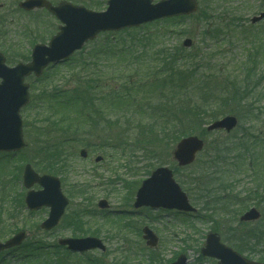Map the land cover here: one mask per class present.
Listing matches in <instances>:
<instances>
[{"label":"rangeland","instance_id":"rangeland-1","mask_svg":"<svg viewBox=\"0 0 264 264\" xmlns=\"http://www.w3.org/2000/svg\"><path fill=\"white\" fill-rule=\"evenodd\" d=\"M19 1L21 0H0V50L3 53L10 51L13 61L23 60V57L29 56L33 47L31 41L35 36L47 42L57 31L59 25V21L45 10L40 9L31 13L18 10ZM52 1L59 3L63 0ZM69 1L89 7H103L101 0ZM199 2L200 8L215 9L213 29L220 26L226 28L225 25L231 19H235L240 27L243 26L236 30L240 31V34L235 35L233 31H230L222 41L215 42L209 39L202 42V28L194 16L181 19L178 23L177 20H161L145 28L139 27L132 31L100 35L95 41L86 44L82 53L79 51L67 63L51 68L48 75H44V79L35 81L34 77L27 78L34 100L22 110L25 127L28 122L32 129L37 119L41 120L49 115L52 119L65 117V119H59L61 128L71 129L68 137L71 138V150L74 154L72 168L67 175H65L66 170L58 174L62 180L63 191L70 199V203L60 225L49 234L40 228L41 222L48 215V209L42 208L29 214L27 209L20 208L18 199L23 197L21 194L23 184L21 182L16 185L14 181L20 179L18 171L21 165H24L27 158L32 159V153L36 147H39L37 142L34 144L25 134L28 143L30 141L25 151L18 152L15 157H6L0 153L2 157L0 158V210L2 211L0 212L2 213L0 214V240L4 241L16 230L25 228L28 235L20 253H24L25 250L31 252V246L41 242L50 253V258L62 256L63 261L60 262L62 264H88L95 259H101L105 264H115L117 259L120 261L126 254L130 256L131 264H150L149 261L152 258L157 259L158 263L167 264L176 259L180 253L188 255L190 260L188 264H218L215 259L200 257V250L210 231L217 232L223 242L233 247L247 231L258 230L260 238L254 243L257 249L255 252H244L243 254L254 260L264 257V252H261L264 251V146L257 153L256 169L253 170L251 167L253 171L247 173L244 168L235 186L228 193L229 195L236 194L239 198H235L229 204V209L226 208L225 213L221 210L213 212L206 209L203 201L197 200V196L194 195L196 185H185L194 175L191 168L179 171L176 179L187 192L191 203L198 209L197 213L200 217L187 216L167 209L145 210L142 208L138 212H133L136 190L150 172L160 165L179 168L173 159L172 152L177 143L175 132L180 131L183 125L175 129V132H171L172 134H167L168 129L157 131L160 127L156 126L151 134L149 130L153 121L162 124L161 130L168 127L163 125L164 120L161 113H166L169 119V108L166 112H161L152 104L148 106L143 103V99H140L137 93L133 95L138 99L136 102L138 106L132 101L128 102V99L126 101L122 99L124 88H127L129 73L147 71L150 55L164 42L170 48L179 47L180 51L183 41L191 38L193 52L202 51L205 56V59L200 58L199 62H195L200 68L199 72L218 76L215 82L219 86L212 87L214 91H218L222 88L220 84L222 85L227 79H233L234 72L242 76L246 74L250 65H253L246 63V59H249L248 53H252L260 46L264 48V36L252 39V34H250L253 32L250 27L256 32L264 31V20L258 25L252 24L255 25L254 27L250 26L251 18L264 10L263 0H199ZM144 30L146 33L150 30L149 32L156 40L141 41V36H135L142 34ZM245 30H249L247 37L243 36ZM160 34L161 39H159ZM110 42L114 43L110 44ZM136 57L139 58L133 60ZM132 60L136 63L130 64ZM261 71H264L263 64L253 71L252 76H258ZM79 81L82 83L81 88L90 89V92H94L92 88L95 84L100 83L106 87L103 90L106 99L100 101V105L95 106V110H91L88 117L85 116L88 114L87 111L85 115L81 114V119L76 116L79 111L77 109L80 108L76 104L63 105L60 101H55L51 105L40 103L38 97L42 96L45 91H52L51 88L55 87L58 90H66L67 95L70 94L68 96L71 97V91ZM109 92H114L115 95L119 93V97L122 98L118 99L117 96L111 100L112 98L108 96ZM59 96L62 99L67 97ZM261 98L263 100L258 103V106L261 107V111H264L262 108L264 107V96ZM150 108L155 110L152 111ZM235 110L228 114H234L239 118V113ZM101 111L105 116L97 117L96 113ZM93 114L96 115L92 117ZM201 122L209 123L210 121H199L196 125L190 126H192L193 134L205 139L208 147H213L217 141L240 135L244 133L243 131L248 132V129L255 139H262L264 145V114H260L252 124L246 118L242 119L238 128L229 134L225 131L207 132L204 130L206 125L202 126ZM77 129L80 132H75ZM143 131L148 134L144 135L142 142L139 143L135 137L138 133H141L139 137H142ZM179 134L178 132L177 135ZM62 136H64L63 133ZM85 141L89 143V147L84 144ZM83 148L88 150L87 158H82L80 155V150ZM98 156L103 158L97 162L96 157ZM14 173L16 178L9 181V177H12ZM81 188L83 192L77 193ZM26 191L23 189L24 193ZM250 197H258L260 204H256L257 201H252ZM245 198L249 199L250 203L240 207V203H243ZM101 199L108 201L110 205L108 209L99 208L98 203ZM253 206L259 208L262 218L256 222H241L239 218L242 213ZM241 208L244 209L240 210ZM81 211H86L87 214L83 220L80 216ZM8 212H14L16 218L8 216ZM71 218L80 219L81 225L85 223L84 228L89 229L85 234L97 232L106 243L107 250L102 252L97 249L79 255L68 254L67 249L59 247L60 238L72 237L75 234V227L70 225ZM146 225L159 236V244L155 250L147 246L143 238L142 229ZM77 234L75 236H82L79 232ZM18 252L19 250L16 253ZM7 260L11 258L7 257ZM13 264H16V261H13Z\"/></svg>","mask_w":264,"mask_h":264},{"label":"trees","instance_id":"trees-1","mask_svg":"<svg viewBox=\"0 0 264 264\" xmlns=\"http://www.w3.org/2000/svg\"><path fill=\"white\" fill-rule=\"evenodd\" d=\"M214 13V8L211 10L200 8L196 14L192 15L202 28V42L209 39L215 42L222 41L228 36L230 31H233L235 35L240 34V31L236 30L239 28L241 29V27L235 19H231V21L225 25L226 28L220 26L213 29ZM239 18L241 19V17ZM149 31L150 30L146 33L144 30L142 34H137L135 36H141V41L156 40ZM247 33H249V30L243 31V36L247 37ZM250 34H252V39H258V37L264 36V31L260 30L256 32L253 30ZM161 38L162 35L160 34L159 39ZM39 40L40 38L35 36L32 44H35ZM259 42L261 41L259 40ZM110 44H112V42H110ZM7 55L9 62L13 63L18 61V59L13 61V55H11L9 51H7ZM259 56L260 58L258 59ZM27 57H23V60H26V58L28 60L29 56L27 55ZM138 58L139 57H136L133 60ZM200 58L205 59L202 51L193 52L192 48L185 49L183 47L179 51V47L170 48L164 42L161 47L150 55L147 71H131L129 73L130 76L126 85L127 88H124L123 98L119 97V93L115 95L114 92H109L108 96L112 98L111 100H114L113 98L118 96V99L122 98L125 99V101L128 99V102L132 101L136 104V96H134L133 93H137L139 97L141 96V98L146 101V105L148 106L152 104V106L160 109L161 112H166L169 108V119L166 113H161L162 119L164 120L163 125L168 127L161 130L162 124L153 121L149 131L152 134L156 126H159L160 129L157 131H166L168 129L167 134H172L171 132H175V129L177 130L179 126L183 125V128L178 131L180 133L179 135H177L178 132H175L177 137L176 141L184 136L193 134V129H191L192 126L190 125H196L199 121L211 122L216 120L219 116L234 112V109H236V113H239L240 121L246 118L251 124L258 119L260 114H264V111H261V107L258 106V103L263 100L261 97L264 96V71H261L256 77L252 76L256 68H259L261 64L264 65V50H262L261 46L259 49L248 54L249 59H246V63H252L253 65H250L246 74L242 76L234 72L233 79L225 80L222 85L220 84L222 88L218 89V91H214L212 87L219 86L216 84L217 82H215L219 77L199 72L200 68H198L195 62H199ZM133 60L129 63L135 64L136 62ZM50 69L51 68H48L46 70L47 73H45V75H48ZM44 78L43 76L42 79ZM81 84V81L77 83L76 87L71 91V97L68 96L70 94L67 95L66 90H58L55 87L51 88L52 91L50 92H43L42 96H39L38 99L40 103L42 102L44 105H51L55 103V101H60L63 105L66 103L79 105L80 108L77 109L79 111L76 116L81 119V114L85 115L87 111L88 114L85 116L88 117L89 113L91 114V110H95V106L100 105V101L106 99V95L103 93L106 87L102 86L100 83L98 85L95 84L92 88L94 92H90V89H82ZM53 91L56 92L54 93ZM58 95L67 97L66 99H62V97H58ZM152 108H150V110H155ZM262 108L264 109V107ZM96 114H93L92 117L95 115L97 117L105 116L102 114V111ZM255 116L256 118L254 119ZM62 118L63 117L60 116L57 119H52L49 115L45 116L41 120L37 119V123H33L34 128L32 129L28 122L26 123L25 132L28 139L34 144L37 142L39 147H36L34 153H32V159H25L26 161L34 163L38 171L58 175L60 172L66 170L65 175H67L72 168L71 163L73 162L74 154L73 150H71V138L68 137V132L71 129L66 130L61 128L59 119ZM63 119H65V117ZM104 119H106V117H104ZM46 123L48 124L46 125ZM209 123H203L202 126L208 125ZM204 130H206V127ZM75 132L78 133L80 130L77 129ZM243 132L244 133L240 135L225 138L220 142L217 141L214 143L213 147H208L207 144L205 150L200 154V156L203 155V157H199L193 165L181 169L174 168L176 174L187 168L192 169V174L194 175L191 181L185 183V185H196L194 188L196 194L194 193V195L197 196V200L203 201L206 209L209 211L217 212V210H221L225 213V209L229 207V204H231L235 198H239L236 194L229 195L228 193L231 192L232 188L235 186V182L238 180L239 175L242 174L243 169L245 168V171L249 173L256 169V165H258L256 161L258 157L256 156L258 151L264 146L263 141L262 139H255L254 136L251 135L252 132L250 129H248V132ZM62 133L64 136H62ZM146 134H148V132L143 131L142 137H139L141 133H138L135 138L141 143ZM84 144L88 145L87 147L90 146L87 141H85ZM251 167L253 170L250 169ZM79 192H83V189H78L77 193ZM250 198H252V201H257L256 204H260L258 197ZM249 203L250 200L245 198L244 202L240 203V207L246 206ZM20 208H24L23 198H20ZM242 209L244 208L240 210ZM82 215L83 214H81V218ZM195 217H200V215L197 214ZM70 221V225L75 227L74 235H78L77 232H79L80 235L81 232L84 234L88 232L89 229L84 228L85 224L81 225L80 219L71 218ZM253 231H247L246 234H243L237 241L238 243H235L233 247L241 253L255 252L257 247H255L254 243L256 240H259L260 236L258 235V230H255L252 235ZM90 234L98 235L97 232H90ZM30 250L32 251L28 252L25 250L24 253H21L20 261L22 264H62L60 263L63 261L61 258L62 256H59V259L53 261L52 257L50 258V253L41 242L33 244ZM129 260H131L130 256L126 254L120 261L117 259L115 264H131ZM259 260L264 261V257L259 258ZM149 262L150 264L158 263L157 259L154 258ZM0 264H7V262L5 260H0ZM88 264H105V262L101 259H95L91 260ZM158 264H162V262Z\"/></svg>","mask_w":264,"mask_h":264},{"label":"water","instance_id":"water-1","mask_svg":"<svg viewBox=\"0 0 264 264\" xmlns=\"http://www.w3.org/2000/svg\"><path fill=\"white\" fill-rule=\"evenodd\" d=\"M108 9L97 12L81 5H74L68 1H62L54 6L48 0H25L19 5L25 10L46 8L56 15L62 22L60 31L52 37L48 44H37L33 48L32 60L28 63H19L15 67H9L6 59L0 53V151H17L26 146L23 134V120L21 109L30 100L29 85L24 82L27 76L35 74L40 76L43 70L50 64L64 62L76 50L94 39L97 34L107 30H121L125 27L139 26L157 19L188 15L198 9V0H109ZM264 18V12L253 19V22ZM184 44L191 46V39H186ZM238 124L235 115H227L212 122L207 130L232 131ZM205 142L199 136L192 135L181 139L173 151L174 159L179 166L193 163L197 154L203 150ZM81 155L87 156V151L82 150ZM97 160H101L98 157ZM24 185L31 188L36 183L42 189H31L27 192L25 202L31 210L49 207V217L41 227L51 230L59 223L65 208L69 203L63 194L61 181L57 176L37 173L31 164H26L23 174ZM101 208L108 207L106 200L99 203ZM148 206L153 209H177L184 212H195L187 194L182 190L174 178L173 170L167 166L158 167L145 179L136 193L135 208ZM261 213L257 208H252L241 216L242 221L258 220ZM143 238L151 247L158 245L159 238L149 228H143ZM26 237L21 231L6 242L0 241V252L4 249L20 245ZM67 246L73 252H86L92 249L105 250L103 242L96 237L66 238L59 242ZM202 254L216 258L219 264H264L250 260L230 246L222 242L216 233H209L206 238ZM186 255H180L171 264H187Z\"/></svg>","mask_w":264,"mask_h":264},{"label":"flooded vegetation","instance_id":"flooded-vegetation-1","mask_svg":"<svg viewBox=\"0 0 264 264\" xmlns=\"http://www.w3.org/2000/svg\"><path fill=\"white\" fill-rule=\"evenodd\" d=\"M105 1V0H104ZM105 3H106V1H105Z\"/></svg>","mask_w":264,"mask_h":264}]
</instances>
